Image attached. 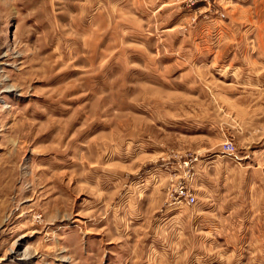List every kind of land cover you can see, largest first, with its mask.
I'll return each mask as SVG.
<instances>
[{"label":"rangeland","instance_id":"374dc122","mask_svg":"<svg viewBox=\"0 0 264 264\" xmlns=\"http://www.w3.org/2000/svg\"><path fill=\"white\" fill-rule=\"evenodd\" d=\"M262 160L264 0H0V264H264Z\"/></svg>","mask_w":264,"mask_h":264},{"label":"crops","instance_id":"0c3cea01","mask_svg":"<svg viewBox=\"0 0 264 264\" xmlns=\"http://www.w3.org/2000/svg\"><path fill=\"white\" fill-rule=\"evenodd\" d=\"M236 5L238 7H242V9H244L243 5H241V4H236ZM261 162H264V160L258 161V165L253 166L252 168H243L242 166L239 167L240 168V180L242 181L243 184H245L244 180L247 179L248 185H252L251 184L252 181H255L259 185H264V170L262 168H260ZM244 173H246L245 177L243 176Z\"/></svg>","mask_w":264,"mask_h":264},{"label":"built area","instance_id":"2783aa9c","mask_svg":"<svg viewBox=\"0 0 264 264\" xmlns=\"http://www.w3.org/2000/svg\"><path fill=\"white\" fill-rule=\"evenodd\" d=\"M225 149H227V150L233 149L232 144L231 143H227L225 145ZM182 196L185 197V192L184 191H180L179 192L178 198H181ZM185 198H186V201L189 202V203H193L194 202V197L193 196H189V197H185Z\"/></svg>","mask_w":264,"mask_h":264},{"label":"bare ground","instance_id":"6f19581e","mask_svg":"<svg viewBox=\"0 0 264 264\" xmlns=\"http://www.w3.org/2000/svg\"><path fill=\"white\" fill-rule=\"evenodd\" d=\"M12 90H14V89H12Z\"/></svg>","mask_w":264,"mask_h":264}]
</instances>
